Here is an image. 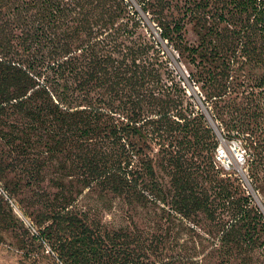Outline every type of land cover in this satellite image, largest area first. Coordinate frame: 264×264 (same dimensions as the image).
<instances>
[{
    "label": "trees",
    "instance_id": "obj_1",
    "mask_svg": "<svg viewBox=\"0 0 264 264\" xmlns=\"http://www.w3.org/2000/svg\"><path fill=\"white\" fill-rule=\"evenodd\" d=\"M143 3L177 55L217 69L205 98L264 187V0H189L178 20ZM166 66L124 0H0V176L30 193L25 230L49 264H203L192 246L203 216L220 230L210 250L221 264H251L264 245L261 213L214 157L192 172L163 166L168 186L157 179L151 144L200 132L215 147L184 96L163 90Z\"/></svg>",
    "mask_w": 264,
    "mask_h": 264
},
{
    "label": "rangeland",
    "instance_id": "obj_2",
    "mask_svg": "<svg viewBox=\"0 0 264 264\" xmlns=\"http://www.w3.org/2000/svg\"><path fill=\"white\" fill-rule=\"evenodd\" d=\"M124 1L130 13L139 19L141 32L154 42L167 63L166 72L163 74L167 87L164 86L163 90L176 95H183L182 105L190 113L200 117L201 121L211 129L215 142L213 150L207 149L202 143L204 142V134L201 136L200 132L191 135L176 132L167 138L166 144L171 142L165 149L159 145L151 144L149 153L153 157L157 179L168 186L170 180L167 172L163 170V166L169 170L174 165L176 168L182 167L186 171L192 172L201 160L204 163L210 162L214 157L216 147L221 144L227 154L226 162L230 165L229 169H224V171L231 173L232 177H236L241 192L250 198L251 205L261 213V224L256 223L254 225L256 230L260 231V238L264 239V193H262L264 187L249 176L250 169L247 165L245 148L240 140L229 137L219 128V123L212 114L211 104L205 98V93L211 86V78L217 75V69L208 66L202 68L203 64H200L198 58L194 60V63L182 59L171 45L160 37L159 26L151 18V13L145 8L143 0ZM150 2L154 5L163 4L162 14L168 20H178L183 17L184 9L187 7L185 4L189 3V0H150ZM183 36L188 45H197L198 39L193 24L187 18L184 19ZM191 123H195V121ZM1 149L2 144L0 143ZM236 149L243 153L242 161H236L234 154ZM2 161L3 158L0 157V167ZM215 162L218 164L216 159ZM3 176H0V179L11 193L12 199H8L9 204L0 199V264H49L50 261L45 256L46 251L32 241L25 230V226L30 228V220L33 221L32 202L28 198L30 193L25 190L21 191V189H11L12 186L6 181V179L15 181V176L11 172H4ZM197 178V188L207 193L208 197H213L216 189L213 184L203 180L201 176ZM45 182L48 181L45 180ZM229 218L228 215L224 218V220H228L226 225L231 221ZM194 229L196 233L192 234V246L200 244L199 248H203L202 255L198 254L203 257V264H221L217 253L210 250L219 235L218 226L203 216L199 220L198 226L194 225ZM249 261L251 264H264V245L253 253ZM235 264H240L238 258Z\"/></svg>",
    "mask_w": 264,
    "mask_h": 264
},
{
    "label": "built area",
    "instance_id": "obj_3",
    "mask_svg": "<svg viewBox=\"0 0 264 264\" xmlns=\"http://www.w3.org/2000/svg\"><path fill=\"white\" fill-rule=\"evenodd\" d=\"M235 154V159L236 161H242L243 160V153L238 151L237 149L234 152ZM214 157L216 159V161L218 162L219 166H221L224 169H229L230 165L228 162H226V158H227V154L225 151V148L222 147V145H218L216 147L215 153H214ZM0 192H3L0 189ZM31 231L35 232V229L30 225Z\"/></svg>",
    "mask_w": 264,
    "mask_h": 264
}]
</instances>
